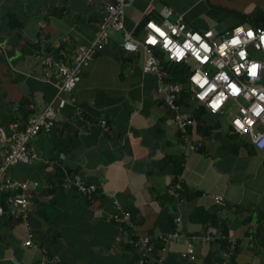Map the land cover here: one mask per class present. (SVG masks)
Masks as SVG:
<instances>
[{
  "label": "crops",
  "instance_id": "obj_1",
  "mask_svg": "<svg viewBox=\"0 0 264 264\" xmlns=\"http://www.w3.org/2000/svg\"><path fill=\"white\" fill-rule=\"evenodd\" d=\"M111 2L0 0V125L24 126L22 101L43 106L55 97L57 69L40 59L70 64L75 49L94 40ZM166 6L174 10L172 21L183 15L190 28L220 38L242 23L255 27L245 18L260 17L264 0H130L126 30L143 37V23L159 21ZM122 42V33L112 31L75 92L62 94L67 103L56 112L55 127L31 142L38 159L9 169L10 177L39 187L27 223L12 206L0 215V264H128L134 254L113 219L128 211L137 236L160 241L179 233L164 242L166 264H223L231 239L229 264H264V149L232 132V104L224 113H199L202 105L191 99L183 111L195 117L190 135L198 149L186 155L158 76L143 72L142 49L129 52ZM3 156L0 146V162ZM60 170L97 185L102 195L87 201L59 186ZM177 175L184 180L182 205L168 193ZM30 238L33 245L26 246ZM189 244L194 260L182 257Z\"/></svg>",
  "mask_w": 264,
  "mask_h": 264
},
{
  "label": "built area",
  "instance_id": "obj_2",
  "mask_svg": "<svg viewBox=\"0 0 264 264\" xmlns=\"http://www.w3.org/2000/svg\"><path fill=\"white\" fill-rule=\"evenodd\" d=\"M130 0H114L105 7V16L101 22L97 34L93 41L87 45H80L75 49L73 60L70 64H63L58 61L41 58L42 64L48 67L57 69V77L61 81L58 86V91L53 99L45 105L31 104L30 107L34 111L33 116L23 126L17 122H12L9 129L0 125V146L4 150V156L0 162V193H11L8 198V205L16 208L15 215L21 218L25 223L28 222L31 212L32 192L39 186L38 181H29L24 179H15L10 177L9 169L18 163L31 164L38 159L37 152L31 146V141L37 137L41 132L49 133L55 127V114L57 111L63 109L67 100L63 98V93L73 94L81 80L84 68L110 43V36L112 31L120 32L123 35V48L129 52H138L141 49L145 54L143 62V72L145 74L154 73L158 76L159 92L162 94L165 104L175 114V121L180 131V146L182 151L187 155L190 151H196L198 145L191 140L190 128L195 123V118L191 113L183 111V107L178 103V96L182 92V87L177 84H172L164 81V73L162 71V59L156 54V51H161L165 58L173 63H191L192 71L188 81L193 88L191 99L197 101L204 106L211 113H224L228 105L236 107L235 113L231 119V130L237 135H246L250 142L257 150L264 149V111H261L259 116L255 115L254 110L257 106H264V101L258 97L264 94V67L258 69L257 76L252 78L248 74V68L251 67L249 61L264 62V43L258 40H252L246 44L247 56L240 58L236 55V49L239 46H226V42L232 38L233 29L226 32L225 35L218 38L212 30L198 31L190 28L185 21L183 15H177L176 20L172 21L171 17L174 10L168 6L161 10V19L159 21L150 19L144 23V35L138 38L133 33L125 28V8L129 5ZM151 22V27L149 24ZM254 32L264 31L261 27L248 26ZM175 29V31H173ZM211 32L210 36L206 33ZM187 33L199 34L203 40L209 45L207 53H201L200 58L197 59L191 56L190 49L185 50V56L180 60L175 58V49L177 45L181 47L185 41L189 39ZM169 40L168 47H163L165 39ZM242 39L247 40L246 36ZM196 43V42H193ZM207 59H204V56ZM63 56V54H61ZM240 64L245 67L240 71L235 68ZM200 71L206 74L209 80L217 85L213 88L212 93L205 96L203 100L197 97V93L205 90L200 89L190 77L196 72ZM218 72H225L229 79L235 83L241 91L236 95L229 94L227 89L228 81H217L214 79ZM224 92V98L221 100L219 107L213 111L211 104L215 100L214 93ZM247 93V96H245ZM243 109V111H241ZM239 118V120H237ZM106 128V127H105ZM72 179H68L65 185L74 182L77 189L83 194H92L97 191V186L87 185L83 179L77 175ZM183 177L177 175V178L169 185L168 193L175 197L179 205L185 203L183 196L184 186ZM218 204H223L224 198L221 195L215 197ZM5 213L4 205L0 202V215ZM115 222L120 225H128L130 223V213L123 215H113ZM176 225L179 227L181 218L176 217ZM121 231L126 235V231L121 228ZM179 236L177 231L161 237V239H172ZM207 240H212L213 234L207 233L205 236ZM134 245L139 247L143 252V257L139 263L143 264L148 257V254L153 250L152 239L149 235L139 236L137 240H130ZM230 251L225 254V262L229 264V256L233 255L235 251V239L230 240ZM26 246H32L31 238L25 242ZM182 257L187 260H194L196 258L195 247L189 244ZM157 264H166V252L162 249L160 256L156 260Z\"/></svg>",
  "mask_w": 264,
  "mask_h": 264
},
{
  "label": "trees",
  "instance_id": "obj_3",
  "mask_svg": "<svg viewBox=\"0 0 264 264\" xmlns=\"http://www.w3.org/2000/svg\"><path fill=\"white\" fill-rule=\"evenodd\" d=\"M255 18H257V19L254 20L253 17L249 16V17H246L245 20H247V19L250 20V21L252 20L251 22H256V26L255 27H261V28L264 29V11L260 15V17H257V13H256V17ZM143 25H144V23H143ZM240 25H242V24H240ZM156 54L163 60L162 61V71H163L164 75L167 74V75H165V77L167 76L166 80L169 81V82L180 83L182 85V89L183 90H182V92H181V94L179 96L178 103L181 104L183 108L185 107V109L189 108L186 105L190 104L191 96L193 94V89H192V87L190 85V82L188 81L190 73L192 71V64L191 63L185 64V63H173V62H170V61H168L165 58L164 54L161 51H158V50L156 51ZM30 103L31 102L25 101V100L22 101V103H21V112H23L24 115H25L26 123L28 122V120L34 114V111L29 109ZM205 109L206 108H204V106L203 107L200 106L199 109H197V110H199V113H201ZM192 116L194 117L193 114H192ZM41 133H43V132H41ZM179 172H181L180 169H179L178 173ZM75 176H77V175H75V174L73 175L72 173H68V172L64 173L63 171L60 170L58 172V179L60 181L59 182V186H61L63 188H73V189H75L76 192L78 194H80L81 196H83L85 198V200H87V201H92V200H94V199H96V198H98V197H100L102 195V190L97 185L92 184V183H88L85 180H83V181L87 185H95V186H97V191L93 192L90 195L89 194H83L82 192H80L77 189V187L74 185L73 181H72V183L70 182L66 186L65 183L67 182V180L68 179L74 180L73 178ZM38 187L36 188V190L38 189ZM35 191L32 192L31 201H32V197H33ZM183 193H184V191H183ZM9 196H10V193H0V202L4 205L5 216L8 214L7 211H9V209L7 208L9 206L8 205ZM183 196H184V194H183ZM185 200H186V197H185ZM130 217H131V215H130ZM18 220L21 221V218H18ZM114 223L119 227L120 231H121V228H123L124 231H126V235H124L126 237V239H127L126 240V245H125L126 249L131 251L134 254V257H132L131 261H129L128 264H140L139 261L143 257V255H142L143 252L139 249V247H137L136 245H134L130 241L131 239L132 240H137L139 238V235L137 236L135 234L134 229L130 225H120L119 223H117L115 221H114ZM213 225L217 226L218 228H221L220 225L217 222H214ZM223 231H224L223 233H227L226 229H223ZM151 239H152V237H151ZM164 242H165V239H162L160 241L159 240L158 241L157 240L154 241V239H152L153 250L148 254V257L146 258L147 260L143 264H157L156 260L160 256V252H161L162 248H164ZM208 259H209L208 261H210V257ZM223 260H225V259L223 258L222 261L219 259L218 261L223 262Z\"/></svg>",
  "mask_w": 264,
  "mask_h": 264
},
{
  "label": "clouds",
  "instance_id": "obj_4",
  "mask_svg": "<svg viewBox=\"0 0 264 264\" xmlns=\"http://www.w3.org/2000/svg\"><path fill=\"white\" fill-rule=\"evenodd\" d=\"M149 27H151V22L149 24ZM175 31V29H173ZM212 33L208 32L206 35L210 36ZM187 36L189 39H187L184 43V45L181 47L180 45H177L175 49V58L177 60H180L185 56V50L190 49L191 56L195 57L197 59L200 58V54L207 53L209 51V45L208 43L201 38L199 34H193V33H187ZM242 36H246L247 40L242 39ZM252 40H258L261 43H264V31L254 32L251 28H245L243 25H237L233 29V36L226 42V46H239L236 49V55L240 58H245L247 56V48L246 44L248 42H251ZM196 42V43H193ZM169 40L166 38L163 47H168ZM204 59H207V56H204ZM251 67L248 68V74L255 78L257 76L258 69L261 67H264V62L261 61H249ZM245 67L244 64H240L239 67L235 68V70L238 72L241 68ZM190 79L202 90H205V87L207 86V89L203 92V95L201 93H197V97L201 100L204 99L205 96H208L209 93H212L213 88L217 85H214L208 78L206 74H202L200 71H196ZM215 80L217 81H228L227 89L229 91V94L236 95L238 94L241 89L233 83L230 79L227 73L225 72H218L215 77ZM215 100L210 105L213 111H216V109L219 107V104L221 100L224 98V92L221 91L219 93H214ZM245 96H247V93H245ZM259 100L264 101V94L260 95L258 97ZM243 111V109H241ZM264 111V106H257V108L254 110L255 115L259 116L260 112ZM239 120V118H237Z\"/></svg>",
  "mask_w": 264,
  "mask_h": 264
},
{
  "label": "rangeland",
  "instance_id": "obj_5",
  "mask_svg": "<svg viewBox=\"0 0 264 264\" xmlns=\"http://www.w3.org/2000/svg\"><path fill=\"white\" fill-rule=\"evenodd\" d=\"M230 21V20H229ZM222 25H226V24H222ZM242 25L244 26V27H248L249 25L247 24V23H242ZM225 35V34H224ZM233 112L236 110V107L235 106H233V109H231Z\"/></svg>",
  "mask_w": 264,
  "mask_h": 264
}]
</instances>
